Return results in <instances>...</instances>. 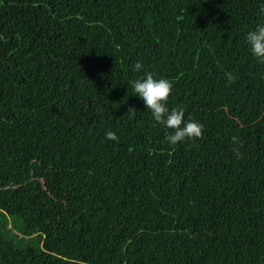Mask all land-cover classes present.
Instances as JSON below:
<instances>
[{
	"label": "trees",
	"instance_id": "16d2710c",
	"mask_svg": "<svg viewBox=\"0 0 264 264\" xmlns=\"http://www.w3.org/2000/svg\"><path fill=\"white\" fill-rule=\"evenodd\" d=\"M260 24L264 0H0V264H264ZM148 72L202 138L166 141Z\"/></svg>",
	"mask_w": 264,
	"mask_h": 264
},
{
	"label": "clouds",
	"instance_id": "9594fccd",
	"mask_svg": "<svg viewBox=\"0 0 264 264\" xmlns=\"http://www.w3.org/2000/svg\"><path fill=\"white\" fill-rule=\"evenodd\" d=\"M247 44L250 46L251 53L261 62H264V24L258 25L254 30L249 31L246 35ZM143 64L137 62L133 70L140 72ZM229 81L233 78L231 74H226ZM134 95L139 96L145 103L148 110L151 111L155 121L163 124L166 128L171 129V133L166 135L165 139L171 145H176L186 139L202 138L204 126L195 120L185 122V112L182 107H176L169 110L167 104L172 94L173 84L166 78L156 79L151 72L146 73L142 79L132 82ZM135 108H129L127 113H134ZM108 140H118L115 132L109 130L106 133ZM233 144H240L239 137L232 138ZM233 151L240 156L238 148Z\"/></svg>",
	"mask_w": 264,
	"mask_h": 264
}]
</instances>
